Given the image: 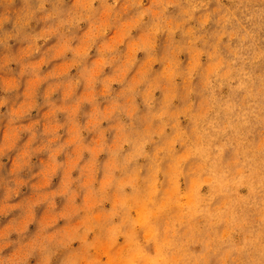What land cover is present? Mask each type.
Listing matches in <instances>:
<instances>
[{
    "label": "rangeland",
    "instance_id": "1",
    "mask_svg": "<svg viewBox=\"0 0 264 264\" xmlns=\"http://www.w3.org/2000/svg\"><path fill=\"white\" fill-rule=\"evenodd\" d=\"M0 264H264V0H0Z\"/></svg>",
    "mask_w": 264,
    "mask_h": 264
}]
</instances>
